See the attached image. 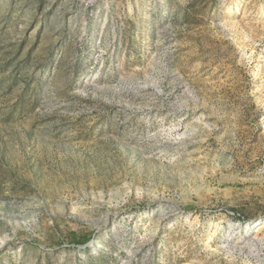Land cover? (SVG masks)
Listing matches in <instances>:
<instances>
[{
	"label": "rangeland",
	"instance_id": "1",
	"mask_svg": "<svg viewBox=\"0 0 264 264\" xmlns=\"http://www.w3.org/2000/svg\"><path fill=\"white\" fill-rule=\"evenodd\" d=\"M0 264H264V0H0Z\"/></svg>",
	"mask_w": 264,
	"mask_h": 264
},
{
	"label": "bare ground",
	"instance_id": "2",
	"mask_svg": "<svg viewBox=\"0 0 264 264\" xmlns=\"http://www.w3.org/2000/svg\"><path fill=\"white\" fill-rule=\"evenodd\" d=\"M261 225V224H260Z\"/></svg>",
	"mask_w": 264,
	"mask_h": 264
}]
</instances>
